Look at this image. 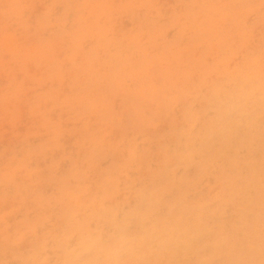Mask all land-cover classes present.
<instances>
[{
  "label": "rangeland",
  "instance_id": "obj_1",
  "mask_svg": "<svg viewBox=\"0 0 264 264\" xmlns=\"http://www.w3.org/2000/svg\"><path fill=\"white\" fill-rule=\"evenodd\" d=\"M0 264H264V0H0Z\"/></svg>",
  "mask_w": 264,
  "mask_h": 264
}]
</instances>
